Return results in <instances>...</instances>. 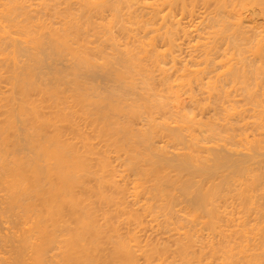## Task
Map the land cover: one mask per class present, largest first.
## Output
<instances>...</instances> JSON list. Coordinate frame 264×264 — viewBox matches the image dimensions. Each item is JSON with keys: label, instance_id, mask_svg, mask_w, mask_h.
I'll return each mask as SVG.
<instances>
[{"label": "bare ground", "instance_id": "bare-ground-1", "mask_svg": "<svg viewBox=\"0 0 264 264\" xmlns=\"http://www.w3.org/2000/svg\"><path fill=\"white\" fill-rule=\"evenodd\" d=\"M0 224V264H264V0H0Z\"/></svg>", "mask_w": 264, "mask_h": 264}, {"label": "rangeland", "instance_id": "rangeland-1", "mask_svg": "<svg viewBox=\"0 0 264 264\" xmlns=\"http://www.w3.org/2000/svg\"><path fill=\"white\" fill-rule=\"evenodd\" d=\"M107 92H108V90L107 91H105L104 93H106L107 94ZM108 95L111 97L112 95L111 94H109L108 93ZM122 122V121H121ZM122 123H124V122H122ZM137 123V122H136ZM136 123H134L133 124V126L135 127V128H137V126H136ZM2 225L0 224V227H1ZM3 227V226H2ZM1 229V228H0ZM4 230H3V228H2V230H1V232H3ZM4 232H6V231H4ZM1 248L3 249V247L1 246ZM5 249L7 248V247H4ZM8 249V248H7ZM0 251H1V249H0ZM5 251V250H4ZM3 250H2V252H4Z\"/></svg>", "mask_w": 264, "mask_h": 264}]
</instances>
